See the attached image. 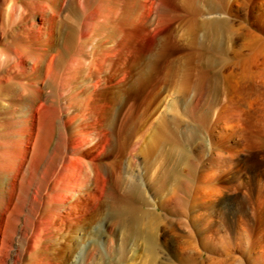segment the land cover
<instances>
[{
    "label": "bare ground",
    "instance_id": "6f19581e",
    "mask_svg": "<svg viewBox=\"0 0 264 264\" xmlns=\"http://www.w3.org/2000/svg\"><path fill=\"white\" fill-rule=\"evenodd\" d=\"M35 1L37 0H17V2L0 0V19L2 18L0 27L2 37L0 42L2 45L0 48V169L4 168L10 152L9 148H12L14 143H12L13 134L9 127L15 126L20 121L17 119L21 113H27L26 116L33 119L38 107L46 105V111L51 114L50 118L47 116L49 121L46 120L48 124L47 129L45 128V141L49 143L56 131L61 141L59 149L63 151L67 149L65 146L69 137L81 131V125H73L71 120L69 122L61 120L60 115L57 119L56 112L61 111L59 100L62 97L68 103V109L77 106L81 110L85 107L84 104H87L91 85L83 78L84 69H82L86 65L83 56L87 45L91 46L92 51L97 53L99 51L102 72L104 74L110 72L108 76H104L106 79L96 81V88L108 85L115 88L122 82L121 76L129 78L125 92L140 93L139 107L144 109V111L141 110L142 112L154 103H158L163 93L172 94L169 101L165 105L163 103L162 110L151 121L148 111V114L137 116L138 113L135 117L133 116L130 133L131 142L133 141L130 146L132 161L137 168L139 161L136 157L144 153L147 155L148 162H145L144 168L140 171L136 169V174L132 176L134 181L131 179L133 182L128 189L134 208L129 207L133 210L132 212L128 210L129 215L130 213L132 215L131 220H127L129 223L120 221L121 226L123 225L122 229L118 224V228L123 230V233L119 238L108 236L105 241L101 240V237L89 241L84 235L78 234L74 239L76 245L72 247L71 256L65 264H122L127 262L129 255L138 249L147 255L148 259L144 264H157L160 254L164 257V263L159 261L158 264H235L234 258L237 259V255L234 257L229 254L231 253L229 251L225 253L226 250L225 254L217 251V255H224L222 258L218 256L216 258L214 254H203L202 250L207 245L217 246L224 242L234 245L244 253L252 252L255 264H264V35L256 34L254 29L246 26L234 29L233 25L229 26L225 18L207 19L201 23L197 22L196 25L192 23L195 27L191 34L201 30L208 39L212 33L224 31L231 42H228L230 45H213L207 41L203 42L204 40L202 42L192 40L181 48L183 51H188L186 56L190 54L192 57L189 56L188 60L187 58L178 60L174 58L176 49L173 52V48L178 46L174 40L176 37L170 40L161 38L164 43H161L162 46L159 45L162 49L158 47L162 51L160 50L161 54L157 59L154 57L155 60L152 59L153 61L147 63L145 60L132 59L129 62L126 61L127 63L122 62L123 66L119 65L120 63L114 66L112 60L106 56L110 57L109 54L114 51L105 47L104 44L116 33L117 20L115 24H96L92 39L76 36L78 39L71 47L72 38L70 40L69 34H71L70 22L73 16L70 10L63 15L62 9L57 8L55 0H45L41 18L46 26L36 23L28 26L26 17L31 12H35ZM122 1L124 0H113L110 6L106 7L112 15L119 6L124 5L121 15L123 21L128 23L133 19L134 11L130 9L128 2ZM102 3L100 2L99 6ZM184 32L186 33L187 30ZM187 34L188 32L185 35ZM238 37L242 40L237 39ZM160 51L158 50L157 53ZM74 55L76 58L74 61L79 65L76 73L72 70L75 65L72 60ZM95 64L93 58L89 62V67L97 66ZM183 68L188 69V72L185 70L186 74ZM97 78L100 79V76ZM133 103L134 100L131 98L130 109ZM3 104L8 105V112L3 110ZM129 106L128 110H130ZM141 115L142 120L137 122L136 118ZM121 127V124L110 127L108 134L118 135L125 144L129 138L123 136L122 132L125 131H122ZM88 137L87 145L92 144L95 139L94 135ZM98 148L96 144L91 152ZM190 150H194L195 153L192 160L189 155ZM33 158H36L35 155ZM189 161H192L194 166ZM32 163V167L35 168V159ZM84 166L86 170L84 178L88 181L89 167L85 162ZM159 167L162 171L159 187L168 188V192L165 191L168 196L171 193V196H174L173 187L183 184L185 175L192 176L195 173L198 183L203 185L199 188V193L195 191L196 195L198 193L199 204L197 217L202 225L201 232L197 236V246L193 245L196 240H192L186 247L172 246L176 257L172 253L166 257L169 252V242L172 240L168 241L164 234H158L156 223L162 217L158 212L159 206L148 203L141 190L142 175L149 174L150 178H155ZM224 172H228L230 177L228 179L224 177L221 181L219 179ZM170 188L173 191L171 193H169ZM175 197L172 199L170 197V201L173 200L174 205H178ZM4 204L5 197L0 187L1 213L5 212ZM13 213L15 215L12 216L11 223L15 225L19 210ZM147 215L152 218V222L149 220L148 226H143ZM180 224L192 238L193 233L187 222L181 221ZM89 244L90 248L87 247ZM114 253L116 256L111 257ZM138 259L139 257L133 260ZM237 261L241 259L238 258Z\"/></svg>",
    "mask_w": 264,
    "mask_h": 264
},
{
    "label": "rangeland",
    "instance_id": "374dc122",
    "mask_svg": "<svg viewBox=\"0 0 264 264\" xmlns=\"http://www.w3.org/2000/svg\"><path fill=\"white\" fill-rule=\"evenodd\" d=\"M9 1L17 2V0ZM55 1L58 6L57 8L62 9L63 15L64 13L66 14L67 10H70L73 16H71L70 22V33L72 34H69L70 40L72 38L70 46L79 37L92 39L96 24H115L117 20L118 29H116V33H114L111 40L108 38V41L104 44L105 47H109L114 51L112 54H109L110 57L106 55L107 58L112 60L113 65L120 63L119 65L123 66L122 62H129L132 59H138L137 61L145 60L146 63L152 59L155 60L154 57L157 59V57H160L162 51L159 45L162 46L164 43L163 39L170 40L176 37L174 40L178 46H176L177 48H173V52L176 49L177 53L176 51L174 52V58L178 60H186V58L188 60L189 56L192 57L190 54L186 56L188 51L181 50L183 45L189 44L192 40L201 42L204 40L203 42L207 41L213 45L223 44V46L231 43L224 31L214 32L208 39H206L201 30L196 31L197 33L194 32L193 35L191 34L195 25L198 24L197 22L201 23L212 18L218 20L225 18L229 26L233 25L232 28L234 27V29L246 26L252 30L254 29V32H257L256 34L260 33L261 36L264 35V0H124L122 2H128L127 4L130 6V9L134 11L133 19L130 22L128 21L129 25L127 21H123L121 15V12L124 11V5L121 4L122 6H119V9L110 15V10L107 7L110 6V2L113 0ZM100 2L103 3L99 6ZM45 3V0L35 1V12H31L26 17L28 26H32L33 23L46 26L41 18V12L45 8ZM197 11L200 12L199 15H197ZM1 26L2 18L0 19ZM184 29L188 32L187 36L185 35L187 32L185 33ZM189 34L191 35L188 36ZM198 37L200 40L197 39ZM1 39L0 34V42H2ZM237 39H241V37ZM222 40L225 41L222 42ZM89 46H86L83 56L86 65L83 68L81 67L84 69L83 78L91 85L87 104H84L85 107H82V111L77 106L68 109V103L62 97L59 100L61 111L56 112L57 119L60 115L61 120H67V122L71 120V124H79L82 128L80 132H75L69 137L65 146L67 149L65 151L59 149L61 141L56 131H54L49 143L45 141L47 121H49L51 114L46 111V105L38 107L37 112L33 115V119H29L26 116L27 113H21L19 118L18 116L16 117L20 121L15 126L9 127L10 132L13 134V149L9 148L10 152L7 155L9 159L6 156V164L4 168L0 169V187L5 197V212L1 213L0 209V264H65L66 260L71 256L72 247L76 245L74 239L78 234L84 235L89 241L93 238L100 239V237L101 240L105 241L108 236L119 238L123 233V230H121L123 225L121 226L119 222L123 221L126 224L129 223L127 220L129 219L130 221L132 218L131 213V216L129 215V211L134 206H132L133 199H131L132 197L128 188H130L134 181L133 177L136 174V169L140 171L144 168L145 162H148L146 154H139L140 156L136 157L139 161V166L137 165V168L134 167L130 150L133 142H131L130 136L132 121L138 113L137 116L140 114L144 115L145 113L148 114V112L150 113L149 120L151 121L162 110L163 103L165 105L172 94L170 92L163 93L157 101L158 103H154L149 109H145V112H142L143 108L139 107L140 93L132 92L127 94L125 92V86L130 81L129 78L121 76L122 82L115 88L111 85L96 88V81L106 79L104 76H108L110 72L107 74L102 72L100 68L101 55L99 51L98 53L92 51L91 46ZM1 47L2 45H0ZM158 47L161 49H158ZM158 50L161 51L157 53ZM92 57L94 58V64L96 62L95 65L97 66L89 67V62L93 59ZM72 60L75 62V55ZM76 63H74L75 65L72 69L73 73H76L77 69H79V65ZM183 69L186 74L188 69ZM87 72L88 74H86ZM184 73L182 72V74ZM98 76H100V79L97 78ZM131 98L134 100V105L130 109ZM7 106L3 104L5 112H8ZM128 106L130 110H128ZM142 115L136 118L137 122L142 120ZM115 123L116 125H114ZM117 124H121L122 131H125L122 132L124 133L123 136L129 138H127L128 141L125 144H123L122 138L120 139L118 135L113 133L108 134V129L116 127ZM135 124L137 123L135 122ZM89 135H94L95 139L92 144L87 145ZM96 144L99 147L98 150L91 152ZM144 145L145 143L143 147ZM36 151L37 154H35ZM33 155L36 158H33ZM189 155L192 160L195 156L194 150H190ZM34 159L35 168L32 167ZM84 162L89 167L88 181L84 178L86 172ZM189 163L194 166L192 161H189ZM157 172L158 174L155 178H150L149 174L142 175L143 185L141 190L148 203L159 206L158 212L162 217L156 223L158 234H164L165 239L168 241L172 240V242H169L170 247L166 257L170 256L171 253L174 256L175 253L172 249L174 245L186 247L192 240H196L193 245L197 246V236L201 232L202 227L197 217V210H199L197 195L199 188L203 185L198 183V177L195 173L192 176L185 175L184 183L182 182L183 184H179L178 187H173V195L176 196L175 198L178 203L175 206V202L173 200L170 201V197L171 199L174 198V196H171V192H173L172 187L169 192L171 194L168 196V193H165V191L168 192V188L161 189L159 187L162 176L160 175L162 174L160 167ZM220 177L219 180L222 181L224 177L228 179L230 174L224 172ZM131 179H133L132 182ZM119 183L120 185H118ZM195 191H198L197 195ZM165 194L168 196L167 198ZM159 198H161L163 203ZM131 206L130 210L129 207ZM17 209L19 210L18 219L15 225H12L11 219L15 215L13 212H16ZM126 212L128 213L126 214ZM149 220L152 222V218L147 215L143 221V226H148ZM179 221L187 222L188 227L193 233L192 238L185 232L183 226L181 227ZM118 224L121 229L118 228ZM13 226L15 228H12ZM173 240L175 244H173ZM221 245H207L202 250L203 254H214L216 258L217 256L218 258H222L224 255H217V251L221 254L231 252L229 254L232 256L234 255L235 257L237 255V259L234 258L235 264H255L252 252L249 255L227 242ZM87 247L90 248L91 245L89 244ZM214 247L217 248L215 249ZM138 250L129 255L132 259L129 257L127 262L125 261L122 264L146 263L148 259L147 255L141 249ZM225 250L226 252L224 253ZM115 256L116 253L111 257ZM135 257H139V263L138 260H136L137 262L133 260L136 259ZM163 258L160 254V260H157L156 263L158 264L159 261L160 263H164ZM238 258L241 261L238 262Z\"/></svg>",
    "mask_w": 264,
    "mask_h": 264
}]
</instances>
